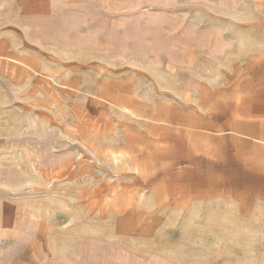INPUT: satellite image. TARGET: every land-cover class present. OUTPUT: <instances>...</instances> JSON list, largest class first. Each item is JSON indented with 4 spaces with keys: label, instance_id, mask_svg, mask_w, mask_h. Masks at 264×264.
I'll return each mask as SVG.
<instances>
[{
    "label": "rangeland",
    "instance_id": "1",
    "mask_svg": "<svg viewBox=\"0 0 264 264\" xmlns=\"http://www.w3.org/2000/svg\"><path fill=\"white\" fill-rule=\"evenodd\" d=\"M262 111L264 0H0V264H264Z\"/></svg>",
    "mask_w": 264,
    "mask_h": 264
},
{
    "label": "crops",
    "instance_id": "2",
    "mask_svg": "<svg viewBox=\"0 0 264 264\" xmlns=\"http://www.w3.org/2000/svg\"><path fill=\"white\" fill-rule=\"evenodd\" d=\"M258 121H254L250 123L251 125L254 124L253 128H258V135H256L253 128L250 131L251 135L253 134L256 138L254 140L258 141L260 145H258L259 152L256 151L251 147V150H247L249 156H258V163L256 166L253 164L247 163V152L243 150V147L238 146L235 141L230 142L229 139H232L229 134L231 132H222L217 133V146L212 147L211 154L213 155V161L211 162V169L210 175L212 181L210 182V187L208 184H201V189L199 188L198 191L201 194L210 193L212 195H219V190H224V184L227 185L226 190L221 194L229 197H244L247 199L243 204L235 203V204H228L232 206V211H262L264 212V203L259 204L258 206L252 207L250 204L251 199H261L264 200V112L258 116ZM226 134V135H225ZM237 136H242L247 138H251L249 134L245 132H235ZM222 136V137H221ZM226 140V147H225V140ZM241 140V139H240ZM246 140L243 141V143ZM250 141V140H249ZM225 147V148H224ZM226 149V151L224 150ZM249 160V159H248ZM252 160V159H251ZM252 162V161H251ZM253 165V166H252ZM254 167V168H253ZM226 180V183H221L219 180ZM225 193V194H224ZM258 208V209H257ZM258 260L264 259V253L261 251L258 253ZM261 264V263H259Z\"/></svg>",
    "mask_w": 264,
    "mask_h": 264
}]
</instances>
